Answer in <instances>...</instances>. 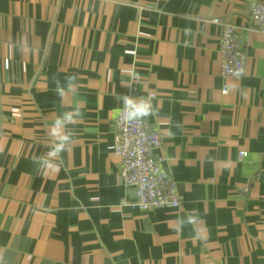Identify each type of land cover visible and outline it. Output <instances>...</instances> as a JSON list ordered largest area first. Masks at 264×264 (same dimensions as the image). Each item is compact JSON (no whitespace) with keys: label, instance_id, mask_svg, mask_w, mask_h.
Here are the masks:
<instances>
[{"label":"crops","instance_id":"0c3cea01","mask_svg":"<svg viewBox=\"0 0 264 264\" xmlns=\"http://www.w3.org/2000/svg\"><path fill=\"white\" fill-rule=\"evenodd\" d=\"M251 2L264 4L0 0V264H264V40ZM225 24L245 54L236 77L221 75ZM125 97L150 103L140 119L160 135L178 208L139 210L119 176Z\"/></svg>","mask_w":264,"mask_h":264},{"label":"built area","instance_id":"2783aa9c","mask_svg":"<svg viewBox=\"0 0 264 264\" xmlns=\"http://www.w3.org/2000/svg\"><path fill=\"white\" fill-rule=\"evenodd\" d=\"M218 23L217 18L210 20ZM249 22L264 40V4H249ZM221 75L236 77L242 74L245 54L239 32L225 24L219 36ZM223 93L226 90H222ZM117 133L115 153L120 159L119 176L124 185L135 192L134 206L141 211L154 208H178L181 200L175 184L161 170L155 151L161 147L158 131L143 119L129 120L125 105L118 110L114 122ZM1 136V128H0ZM246 157L239 152V160Z\"/></svg>","mask_w":264,"mask_h":264},{"label":"clouds","instance_id":"9594fccd","mask_svg":"<svg viewBox=\"0 0 264 264\" xmlns=\"http://www.w3.org/2000/svg\"><path fill=\"white\" fill-rule=\"evenodd\" d=\"M125 105V110L127 112V117L129 120L139 119L147 115L150 110V103L143 99H134L131 97H125L123 100ZM66 120V117L58 118V121L54 126L63 127V122ZM70 144V141L66 135L56 137V141L53 144L52 151L49 153L50 156H55L59 151L67 148ZM45 167H54V163L50 161L44 162Z\"/></svg>","mask_w":264,"mask_h":264}]
</instances>
